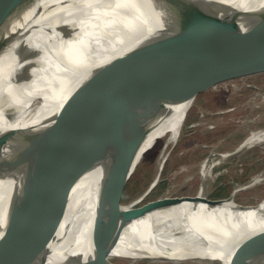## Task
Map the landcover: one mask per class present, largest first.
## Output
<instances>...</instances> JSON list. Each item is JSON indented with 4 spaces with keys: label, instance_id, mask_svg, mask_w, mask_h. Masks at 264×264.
Wrapping results in <instances>:
<instances>
[{
    "label": "bare ground",
    "instance_id": "1",
    "mask_svg": "<svg viewBox=\"0 0 264 264\" xmlns=\"http://www.w3.org/2000/svg\"><path fill=\"white\" fill-rule=\"evenodd\" d=\"M115 1L126 6L137 4L135 0ZM235 10L230 23L233 26L231 38L247 41L264 33V0H143L138 12L132 14L115 8L110 0L36 1L25 19L0 31V155L6 154L7 164L18 166L36 148L38 143L33 144L39 138L12 158V139L6 132L15 129L32 132L30 129L41 122L55 118L71 93L83 85L91 73L111 62L136 39L143 42L162 36L170 40L171 33L182 24L187 25L183 31L187 33L195 18L197 22L208 21L206 28L215 30L220 17H229ZM64 35L70 36V40L62 42ZM204 53L175 50L172 55ZM198 84H191L190 88ZM184 88L181 85L166 87L169 116L165 123L156 124L140 149L142 154L153 135H165L157 163L159 170L168 150L178 142L185 117L195 100L193 93L191 96L186 93L180 100L172 99L175 91H184ZM80 99L82 95L78 93L75 101L79 103ZM64 135L65 129L39 144L46 145ZM261 142H264V130L253 131L229 152L212 153V158L208 157L200 165V176L203 180L210 177L218 157L231 156ZM107 170L89 171L71 185L61 218V225L66 227H58L55 236H61L67 245L73 246H52L53 257L71 252L76 258L94 256L90 227ZM9 178L0 179V235L4 228ZM154 180L157 181V176ZM204 189L202 183L196 197H205ZM234 201L209 210L203 209L204 203L183 201L130 221L107 218L98 225L118 223L123 228L115 239L102 246L101 255L108 264H115L113 259L130 263L149 259L175 264H238L236 256H241L243 262L264 264V199L254 208L245 210L233 207ZM135 204L132 200L122 203L121 207L129 210Z\"/></svg>",
    "mask_w": 264,
    "mask_h": 264
},
{
    "label": "water",
    "instance_id": "2",
    "mask_svg": "<svg viewBox=\"0 0 264 264\" xmlns=\"http://www.w3.org/2000/svg\"><path fill=\"white\" fill-rule=\"evenodd\" d=\"M36 1L0 0V31L25 19ZM110 1L115 8L132 14L138 12L143 0H135L137 4L133 6ZM236 12L220 17L215 30L206 28L208 21L197 22L195 18L187 33H183L187 25L182 24L171 33L170 40L162 36L143 42L136 39L111 62L91 73L86 82L71 93L55 118L41 122L30 129L32 132L26 133L25 129L6 132L12 139V158L29 147L35 138L39 139L33 144L38 143L36 148L18 166L7 164L6 154L0 155V179L10 177L0 235V264H108L101 255L102 246L115 239L123 226L118 223L100 226L101 221L107 218L130 221L183 201L204 203L203 209L209 210L233 199V194L218 199L193 195L163 197L139 205L156 184L153 180L141 196L133 199L136 204L132 209L121 207L122 201L128 199L124 189L143 158L140 159V149L156 124L165 123L169 116L167 86L199 83L186 92L177 90L172 94L173 100H180L186 93L190 96L193 93L194 100L218 80L242 73L264 72V33L247 41L231 38L233 26L230 23ZM61 39L69 41L70 36L64 35ZM175 50L205 53L174 56ZM210 51L215 53L208 55ZM78 93L82 95L79 103L75 101ZM63 129V137L43 146L39 144ZM154 137L156 135L150 138L153 144ZM112 165L116 166L110 169ZM105 168L108 170L104 188L96 201V216L89 234L94 256L76 258L71 252L53 257L52 246H73L67 245L61 236H55L58 227H66L61 225V218L71 185L83 174ZM255 206L233 203V207L244 210ZM236 261L253 264L243 262L241 256H236Z\"/></svg>",
    "mask_w": 264,
    "mask_h": 264
},
{
    "label": "rangeland",
    "instance_id": "3",
    "mask_svg": "<svg viewBox=\"0 0 264 264\" xmlns=\"http://www.w3.org/2000/svg\"><path fill=\"white\" fill-rule=\"evenodd\" d=\"M190 86H185L184 91ZM258 130H264V72L242 73L214 82L195 98L185 117L181 136L168 150L160 170L157 163L165 135L154 137V144L149 141L124 189L128 199L122 203L141 196L157 176L156 184L139 205L163 197L193 196L202 183L207 198H226L233 194L235 203L258 205L264 199V142L231 156L218 157L210 177L205 180L199 174L200 165L208 157L212 158V153L229 152L249 133ZM112 262L175 264L149 259L132 263L113 259Z\"/></svg>",
    "mask_w": 264,
    "mask_h": 264
},
{
    "label": "flooded vegetation",
    "instance_id": "4",
    "mask_svg": "<svg viewBox=\"0 0 264 264\" xmlns=\"http://www.w3.org/2000/svg\"><path fill=\"white\" fill-rule=\"evenodd\" d=\"M215 153H218L219 154V152H215Z\"/></svg>",
    "mask_w": 264,
    "mask_h": 264
}]
</instances>
